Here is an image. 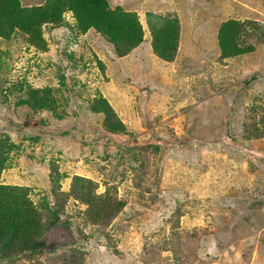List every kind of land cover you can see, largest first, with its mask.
<instances>
[{
  "label": "rangeland",
  "instance_id": "1",
  "mask_svg": "<svg viewBox=\"0 0 264 264\" xmlns=\"http://www.w3.org/2000/svg\"><path fill=\"white\" fill-rule=\"evenodd\" d=\"M21 1L23 6L44 3ZM111 1L123 7L135 4L142 22L147 12L177 16L182 33L175 61L158 60L148 36L128 57L116 59L112 46L97 36H75L73 40L63 35L64 39L50 43L51 49L55 46L60 52L55 56L58 62L51 63L48 55L26 58L31 52L25 36L17 35L11 42L0 40V92L22 55L26 58L25 77L40 65L42 69L51 66L53 79L58 68L75 71L67 50L69 43H75L78 54L72 60L89 69L87 73H67L69 89L57 84L64 107L59 110L62 118L47 116L50 127L41 126L38 131L23 128L28 112L18 114L9 127L2 120L6 111L0 106V130L8 131L19 146L6 159L0 181L29 189L32 200L41 204L51 188L43 184L49 170L40 163L52 157L60 175L67 177L60 182L63 192L70 189L74 176L92 179L99 193L116 186L120 198L129 202L128 214L103 234L87 227L84 232H95V236L82 242L78 253L86 264H142L139 255L156 242L153 237L167 239L172 228L169 222L178 217L182 245L188 248V259L183 256L180 264H264V128L254 130L246 123L251 98L264 94V44L249 42L257 48L251 59L224 60L216 39L221 24L229 19L264 23L260 12L264 0L244 10L235 6L239 2L223 0ZM96 59L106 67L108 83L103 90ZM251 61L257 64L261 78L247 87L244 82L255 75L247 71ZM29 83L41 86L30 77ZM98 89L123 122L128 142H113L114 128H101L99 118L70 93L81 90L80 94L91 98ZM9 101L16 111L14 100ZM41 119L46 118L34 119V127ZM23 136L27 139L18 141ZM145 198L156 201L146 205ZM68 208L71 215L84 210L72 202ZM162 229L165 235L160 234ZM208 236L213 237V245L203 242ZM110 238L120 243L121 255L109 250ZM198 238L196 260L191 246ZM174 259L167 249L149 264H170Z\"/></svg>",
  "mask_w": 264,
  "mask_h": 264
},
{
  "label": "trees",
  "instance_id": "2",
  "mask_svg": "<svg viewBox=\"0 0 264 264\" xmlns=\"http://www.w3.org/2000/svg\"><path fill=\"white\" fill-rule=\"evenodd\" d=\"M234 1L239 2L235 6L243 10L249 6L261 5L260 0ZM136 8L135 4L131 6V3L125 7L121 4L114 5L111 0H44V3L38 6H23L21 0H0V40L11 42L17 35L25 36L26 46L31 52L26 58L41 57L43 59L48 55V62L51 63L58 62L56 57L57 54L60 55V52L55 46H53L54 50L51 49L50 43L55 38L64 39L63 35L69 38L97 36L112 46L116 59L128 57L145 43L148 36L154 56L161 62L173 63L181 42L180 19L177 16L147 12L142 22ZM263 10L264 8L260 12L264 13ZM67 37L66 39H69ZM216 39L222 59H251V55L257 48L249 42L257 40L264 44V23L229 19L221 24ZM76 46L75 43H69L67 46L72 61L69 65L72 64L75 71L69 73L66 66L58 68L53 79L49 76L52 72L51 66L44 68L43 63L44 69L40 65L35 66L25 77L26 70L23 66L26 58L24 55L19 57L0 92V106L6 111L2 120L9 123V127H13L18 114L22 116L25 112L29 113L30 120L25 117L22 127L35 131H38L41 126H51L48 115L54 118L57 114L59 118H62L59 110L64 105L57 96L55 87L58 84L62 89H69L67 73H87L89 70L86 65H79L72 60V58L76 59L78 54ZM94 61L97 71L101 70L102 73L98 82L103 90L108 83L106 73L104 74L106 67L97 59ZM247 71L255 74L250 80L244 82L249 87L261 78L258 74L261 71L252 61ZM29 77L41 83V86L34 87L32 83H29ZM99 91L100 89L93 93L91 98L86 93L80 94L81 90L70 91V93L80 99L81 104H86L89 111L99 118L101 128H114L111 131L115 134L114 136H128L120 117L105 99V94ZM10 99L14 100L16 111L12 110ZM251 99L253 103L246 123L252 129L258 130L264 128V94ZM69 100L73 102L71 97ZM258 106L260 111L256 108ZM76 114L74 112L73 116ZM41 117L46 119H41L38 122L39 126L34 127L32 121ZM26 139L27 137L23 136L18 141ZM39 141L40 138H37L35 143ZM113 142L117 143L116 140ZM18 147L17 140L11 137L8 131L0 130V177L5 171L6 159L16 153ZM40 164L44 170H49L43 184L51 188L49 196H46L41 204L32 200L29 189L0 181V264H86L79 259L78 255L83 248L82 242L92 240L95 232L103 234L113 222L124 218L128 214L129 202L125 198H120L116 186L108 188L104 193H99L98 185L86 177L74 176L70 189L63 192L60 190V182L67 177L60 175L58 165L54 163L53 158L50 157L49 160L42 161ZM137 189H140L138 183ZM142 199L141 196V201ZM146 200V205L156 201L153 198ZM69 202L78 204L84 210L74 211L71 215L68 208ZM137 215L136 212L135 219ZM169 223L172 228L167 239L153 237L156 242L153 241V244L139 255L142 264L151 263L156 254L167 249L175 256L170 264L182 263L183 256L186 260L188 259V248L182 245L184 242L180 233L179 217ZM87 227L95 232L86 234L84 231ZM164 232L165 229H162L160 234L165 235ZM62 237L65 239L64 242H60ZM106 237L109 236L106 235ZM208 238L207 240L203 238L205 245L208 242L213 245V237L208 236ZM199 240L200 238L192 240L191 255L195 259L196 253L200 251ZM109 241L111 242L109 250L115 255H121L118 251L120 243L111 238ZM177 246L182 252L177 249ZM165 263H169V260Z\"/></svg>",
  "mask_w": 264,
  "mask_h": 264
},
{
  "label": "water",
  "instance_id": "3",
  "mask_svg": "<svg viewBox=\"0 0 264 264\" xmlns=\"http://www.w3.org/2000/svg\"><path fill=\"white\" fill-rule=\"evenodd\" d=\"M115 140L117 143H126L130 140V136H116Z\"/></svg>",
  "mask_w": 264,
  "mask_h": 264
},
{
  "label": "crops",
  "instance_id": "4",
  "mask_svg": "<svg viewBox=\"0 0 264 264\" xmlns=\"http://www.w3.org/2000/svg\"><path fill=\"white\" fill-rule=\"evenodd\" d=\"M224 2L226 1L227 3H229V4H233V3H235V1L234 0H223Z\"/></svg>",
  "mask_w": 264,
  "mask_h": 264
},
{
  "label": "clouds",
  "instance_id": "5",
  "mask_svg": "<svg viewBox=\"0 0 264 264\" xmlns=\"http://www.w3.org/2000/svg\"><path fill=\"white\" fill-rule=\"evenodd\" d=\"M246 20H247V19H246ZM32 123H33V124H36V123H34L33 121H32Z\"/></svg>",
  "mask_w": 264,
  "mask_h": 264
}]
</instances>
